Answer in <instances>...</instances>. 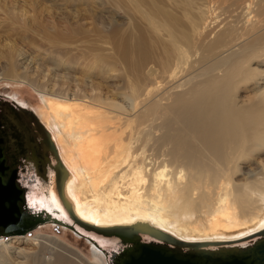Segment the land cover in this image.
Here are the masks:
<instances>
[{
	"label": "bare ground",
	"instance_id": "bare-ground-1",
	"mask_svg": "<svg viewBox=\"0 0 264 264\" xmlns=\"http://www.w3.org/2000/svg\"><path fill=\"white\" fill-rule=\"evenodd\" d=\"M94 1L111 10H104L107 34L123 69L84 66L87 87L58 93L72 107L41 96V115L56 135L39 113L41 123L31 112L41 129L25 115L13 123L26 127L25 150L34 138L49 156L41 161L45 173L57 167L48 180V200L90 228H147L213 250L264 231V172L261 184L235 181L240 165L264 149V0ZM115 77L123 85L112 90L107 81ZM26 83L41 93L36 83ZM239 91L253 97L240 103ZM53 144L63 165L53 156ZM11 146L4 152L6 170L12 167ZM23 155L15 156L17 167H32L34 161ZM36 179L34 191H40L45 186ZM100 179L111 185L136 180L139 187L134 196L110 185L99 195ZM17 185L25 202L27 190L20 180ZM20 242L23 248L13 245ZM88 242L99 263L104 258L113 264ZM6 244L0 245V264H91L55 238H13ZM249 244L223 253H240ZM44 250L52 251L47 262Z\"/></svg>",
	"mask_w": 264,
	"mask_h": 264
},
{
	"label": "rangeland",
	"instance_id": "rangeland-1",
	"mask_svg": "<svg viewBox=\"0 0 264 264\" xmlns=\"http://www.w3.org/2000/svg\"><path fill=\"white\" fill-rule=\"evenodd\" d=\"M99 2L97 1L96 3L94 0H0V96L5 97V100L8 98L14 102L22 103L41 123L38 116L39 113L43 121L51 126L53 129L51 130L54 131L55 135L57 134L56 129L48 118H44L41 115V109L45 108L41 96L52 102H60L62 101L59 95L60 92H67L70 95L71 90L76 85L81 89L86 88L85 75L87 69H84V66L97 64L101 68H112L115 71L123 69L122 65L118 63L120 53L117 44L109 35L110 28L107 22L110 18L108 19L109 14L106 12L110 9H103V7L99 6ZM104 10L106 11L105 13ZM116 19L119 21L122 19L121 13ZM73 57H76V61L72 60ZM57 65L62 66L58 67ZM72 66L74 70L68 71L66 69ZM112 75L115 74H109L110 78L113 77ZM117 78L115 77L113 80L107 81V84L112 86V90L122 88L123 84ZM90 80L93 85L94 82H97L94 78ZM31 81L32 84L36 83L35 85L39 86L41 93H38L26 83ZM99 83L102 82L100 81ZM237 95L238 102L240 103L248 101V99L253 97L252 93H243L242 91H239ZM62 102H66L65 107L75 105V103L67 101V99ZM53 138L55 140L54 135ZM54 151L55 155L53 156L57 159L58 165H63L58 156L56 145L54 146ZM56 170L57 167L52 164L49 173H45V187L43 190L34 191L27 189L25 193V203L27 205L37 207V209L43 208L48 212H51L52 208H56L48 200L51 191L49 181L52 180ZM263 172L264 149H259L248 158L246 164L240 165L235 181L239 184L248 181H256L257 184H261L262 179L259 176ZM94 175V179L101 178L97 177V174ZM98 181L99 195L105 193V188L110 185L127 195L134 196L137 192L136 189L139 187L136 180H132V182L130 180H119L114 185L107 182L108 180L104 181L100 179ZM103 182L104 184H100ZM102 185L104 188H102ZM47 188L49 193L48 198L44 197V191ZM83 189V199L86 202L89 195L85 187ZM104 206L105 204L103 203L102 207ZM58 214L60 217H63L66 213L63 209ZM26 218L25 224L29 221V217ZM186 234L189 235L187 232ZM36 236L55 238L79 254L85 261L91 264H105L104 258L99 251L103 261L98 262V254L93 253L94 248L89 245V242L85 238L75 234L66 227L50 223H39L19 236H0V245L3 242L8 244V241L13 238L19 240L21 238L33 239ZM94 238L99 245L102 244L104 246L103 249L108 247L107 243L113 242H108L95 236ZM13 245L19 249L23 248L24 243L20 242ZM16 247L15 249L17 250ZM121 248L122 246L118 249L112 247V250L116 254ZM51 253L52 251H43L44 262L51 259ZM106 255L111 258L109 252ZM17 262H21V260H15L13 264H17Z\"/></svg>",
	"mask_w": 264,
	"mask_h": 264
},
{
	"label": "water",
	"instance_id": "water-1",
	"mask_svg": "<svg viewBox=\"0 0 264 264\" xmlns=\"http://www.w3.org/2000/svg\"><path fill=\"white\" fill-rule=\"evenodd\" d=\"M22 113L29 114L33 118L34 124L41 129V125L31 113L24 111ZM23 128L21 126L19 131L17 130L18 132H14L10 136L16 154L23 149L19 139L21 136L19 132H22ZM16 136L19 141L12 140ZM14 176V171L5 170L0 161V236L11 235L16 229L19 230L18 234L22 235L39 223H50L72 230L75 234L94 243L105 253L109 252V256L112 258H116V256L121 258L119 264H264V231L233 245H222V249L218 246L213 250L196 244L181 243L147 228L114 231L94 229L78 223L61 202L60 205L66 213L63 217L59 216V210L56 208H52L51 212H48L43 208L37 209V207L27 205ZM57 189L58 182H55V190ZM44 192V197H47L48 188ZM57 199L60 201L59 197ZM25 216L29 217V221L23 225L24 219L27 220ZM94 236L113 242L107 243L108 247L103 249L104 246L99 245ZM146 237H149L150 241ZM240 243L250 244L247 245L248 247L240 249V253H223L229 249L238 248L235 245ZM252 243L254 244L252 245ZM121 246L123 249L121 248L120 253L115 254L112 247L118 249Z\"/></svg>",
	"mask_w": 264,
	"mask_h": 264
},
{
	"label": "flooded vegetation",
	"instance_id": "flooded-vegetation-1",
	"mask_svg": "<svg viewBox=\"0 0 264 264\" xmlns=\"http://www.w3.org/2000/svg\"><path fill=\"white\" fill-rule=\"evenodd\" d=\"M4 98L5 97L0 96V161H1V166L3 168H5V170H6V167L7 166L3 162L4 161L3 159L6 156V155L4 156V152L5 151L8 152L10 150L7 147L8 142L10 144H12L11 143V137L10 136L14 132H18L19 131V128L21 126H23V127L25 126L24 123H22V125L19 126V128H16L15 126H13V123L14 124L15 123H18L19 120H22L23 119V116L24 115H25L24 117L27 118V119H31L32 117H30L29 114L26 115V114L22 113L23 111L24 112H27V113H31V111H29L28 109H26V107L23 104L18 103V102H14V101H12V100H10L8 98H7V100H5ZM17 107L19 109H17ZM7 113L9 114L10 117L4 116V114H7ZM6 128L8 130H5V131H9V134L4 132V129H6ZM23 130H26V127H24ZM23 130H22V132H19L21 134V136H20L19 139L21 140V145L22 146H23V144H22L23 137H25L23 135L24 134ZM19 139L16 136L12 140H18L19 141ZM31 140L30 141L28 140V142H27V149L25 150L24 147H23L22 150L18 151V154L19 155H23L25 153L24 155H26L29 159H31V161H34L35 164H33L32 167H23V168L22 167H17L18 166L17 165L18 164V161L15 158V156L17 154H16V152L14 151V149L12 147L13 145L11 146V149L14 152L11 153L8 156V158H9V162L8 163L12 167L10 169H8L7 171L13 170L14 171V174H15V176H14L15 182L17 183V180H20V182L24 185V188L26 190L27 189L36 190L35 184L36 183H40V181L37 180L36 178H40L41 182L45 185V177H44L45 176V170H44V167L42 166L41 161L42 160H47L49 158V156H44V154H47V153L46 152L45 153L42 152V147L39 148V144L35 141V139L34 138H31ZM17 169H18V172L20 174L17 173ZM18 175L21 178H18ZM19 189H21V188L19 187ZM43 189H44V187L41 186V189L40 190H43ZM253 244L254 243H252V245ZM243 248H245V247H241L240 249H243ZM118 253H120V251ZM118 253H116V254H118ZM112 259L114 260L113 261V264H119L120 261H121V258H119L117 256H116V258H112Z\"/></svg>",
	"mask_w": 264,
	"mask_h": 264
}]
</instances>
